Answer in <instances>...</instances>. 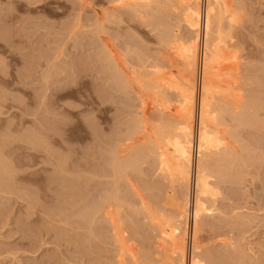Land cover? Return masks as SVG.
I'll list each match as a JSON object with an SVG mask.
<instances>
[{
  "label": "rangeland",
  "instance_id": "rangeland-1",
  "mask_svg": "<svg viewBox=\"0 0 264 264\" xmlns=\"http://www.w3.org/2000/svg\"><path fill=\"white\" fill-rule=\"evenodd\" d=\"M116 2L0 0V264L176 260L162 250L157 226L171 215L185 226L187 217L177 213L184 187L167 180L154 153L140 161L137 154L130 161L134 167L137 160L136 166L124 175H118L109 160L149 146L146 132L154 136L166 127L159 124L170 122L165 106L178 105V97L165 89L168 99L156 101L155 87L163 76L167 85L180 82L184 64L174 56L193 33L181 19L177 0H140L145 6H135L136 13ZM230 6L237 19L225 50L240 63L231 79L221 77L246 82L241 92L251 96L249 103L257 109L248 114L246 125L230 119L229 112L221 119L223 133L235 141L231 143L240 156L208 163L216 195L209 199L215 204L207 198L208 210L196 219L201 228L196 244L204 264H264V0H230ZM176 28L180 39L173 44V55L165 35L171 37ZM162 29L172 32L163 37ZM109 49L125 70L128 85L111 74ZM153 68L160 73L153 74ZM192 70L184 75L191 78ZM197 71L193 75L199 77ZM163 80L159 84L164 88ZM139 118L146 128L136 134ZM91 210L103 213L93 223ZM188 259L189 251L187 264Z\"/></svg>",
  "mask_w": 264,
  "mask_h": 264
},
{
  "label": "bare ground",
  "instance_id": "bare-ground-1",
  "mask_svg": "<svg viewBox=\"0 0 264 264\" xmlns=\"http://www.w3.org/2000/svg\"><path fill=\"white\" fill-rule=\"evenodd\" d=\"M200 1H201V4H200ZM119 2L121 5L123 4L124 6H129V8H132L134 10V12L136 11L135 6L138 7L139 5L142 6V4H143V3L142 4L140 3V0H125L123 3L119 0ZM119 2L117 0L116 3H119ZM177 2L180 6L181 19H182L183 23L193 33L192 36H190L188 38V40L186 38V41H185L183 38V40H184L183 42H186V43H184L180 46L178 45L177 49L180 50V53L178 54V56L176 55V48H174V45H173V44H176V42L178 43V40L180 39L179 36L177 35V32H176L177 28L175 29V32L173 31L174 33H172V34H171L172 31L166 29V31L170 32L167 34H171V37H170V35H165L166 31L163 30L164 28L162 30H163V37L165 35V41H167L166 37L168 36L167 39H168V41L170 40V42H169L170 46H173L172 48L175 49V50L172 49L173 51H175V54L173 53V55H176V56H174V57H179L181 59V60L180 59L179 60L183 62L184 67L183 68L181 67V68L183 69L184 73H182V69H180L181 72L178 70V73L179 72L181 73V76H179V77H181V79L178 77L180 79V82H179V80H177V82L174 80L175 83H173L171 81L172 83L170 82V85L169 84L167 85L168 79H167V81L163 80V79H165V76H163V79H161V80H163V82L165 83V85H163L165 87L164 88L160 87L162 84H159V83H161L162 81L159 79V82L157 83L158 85H157V87H155L156 93L154 92L155 94L154 93L153 94L156 95L155 98L159 97L160 100H164V99L166 100L167 96L165 98V94H166L165 92L167 90H165V89H168V90L171 89L174 91V93L178 97V98H176L178 100V101H176V102H178V105L173 106L172 108L166 107L167 105L166 106L164 105L167 113H166V111H164V106H162L164 104V102L162 105H160V106H162V110L160 108V111L161 112L164 111L168 115L167 118L168 117L170 118L169 119L170 122L167 120L168 125L166 123H165L166 125H162V123L161 124L157 123L156 127H158V124L161 125L160 126L161 128L163 126H166V127L162 128V129L158 128L157 132L155 131L156 133L154 134V136L152 135V132L151 133L149 132L150 134H148V132H146L147 135L150 136L148 138V140L150 139L148 141L149 144L146 143L147 140L144 138L147 135L143 136V139H144L145 143L148 144L149 146L144 147V148H140V149L136 150L135 152L133 151L134 154H132V155L130 154L131 156L128 155V157L126 156L127 158H123L125 155L124 156L122 155L121 159L119 158L118 160H116V159L114 160L112 158L111 160H109L110 161L109 164L111 165V168L115 172L117 171L118 175H122V174L124 175L126 173L125 170H127L128 167L130 169H132L136 166L137 160L140 161L142 159L146 160L147 158H150V154L148 152H150L152 154L154 153L153 156L157 155V156H155L157 161H156V159H154V160L157 162L156 164H158L159 169L164 174V176L167 178V180L171 183L173 181H175L176 184L178 183L179 185H182V187H184V189H185V195L182 194L181 197L182 196L183 197L182 198L180 197L182 199L181 202L183 200L184 201H183V203L178 204L179 206L181 205V208H177L179 212L177 210L176 211L179 214L181 213L180 215H185L187 217V222H186L184 227H182L177 222V217L175 215L174 216L176 218H174V216L172 218V215H171V217L170 216L168 217V219L171 218V220H164V221L158 222V226H157L158 230H159L158 233L161 237L160 246L165 253L170 254L173 258H176L175 262L172 264H187L186 259H187L188 251H189L188 264H204V260L200 257V255L198 253L199 248L197 247V244H196V233H197V231H200V229H201L199 227H198L199 230L197 229V226H196L197 220L196 219L199 218L198 216H200V214L204 215L203 213H205L208 210L207 205L205 204V201L207 200V198H208V200L212 199V198L209 199V197H213L215 194L213 191V188L211 186V183H210V178L213 175L210 174L211 172L209 170H211V169L208 168V166H209L208 163L212 159H214L215 161H218V162H219V160H225L226 161L229 159H232V161H234L233 158H235L236 156H240V151H238L237 148H235V146L231 143L234 140L230 142L227 138L228 134H226V136H225V134L223 133L222 128L220 127L221 122H223V120H221V119L224 118V114L229 112L230 117H231L230 119H233V120L236 119V121L239 120L238 122L241 121L240 125L245 122L244 120H247V122L249 123L248 120H250V118L248 117V114L249 113H250V115L254 114L256 107L254 108L253 103H252L253 105H251V103H249L250 102L249 98L251 96L248 98L245 95L246 93L241 92L242 89L244 88L243 86H247L246 82L242 83V81L239 80L241 82V83H239L236 80H230L231 79L230 75H232V74L236 75L234 71L235 70L238 71L236 69L237 68L236 66L240 63L237 60V57H236V55H234L233 52H232L233 54L228 55V53L226 52L227 50H225V47H226L225 45H227L228 42L229 43L231 42L230 39L232 38V29L234 27L233 25L235 24L236 19H237L235 16L236 14H234V12H233L234 10L231 9L230 0H204L205 7H203V5H202L203 4L202 0H177ZM143 5L145 6V4H143ZM144 6H142V7H144ZM134 7H135V9H134ZM166 28H169V27H166ZM181 40H182V38H181ZM200 42H201V45H200ZM169 43H167V44L169 45ZM230 46H231V44H230ZM227 48H228V46H227ZM108 52H109V54H108L109 56L107 55L108 56L107 57L108 58V64H109L108 66L110 67V69L112 71L111 74H113L114 77L116 76L118 83H121L123 85L127 84V82L126 83H124V82L127 81L128 78L126 76H124L125 75L124 73H122V70L123 71H125V70L123 68H121L120 65L117 63L118 61L115 59L116 58L115 55L113 57V54L112 53L110 54V52H112V51H110V49L107 51V53ZM178 52L179 51H177V53ZM174 62H175V60H174ZM108 66H107V68H108ZM152 66H153V64H152ZM178 66H180V65H178ZM153 67H155V66H153ZM175 67H176V63H175ZM192 68L195 71H197L199 68V77L197 76L198 71L195 73V75H193L194 70H192L193 73L190 72L191 78L184 75V74L187 75V73H188L187 70H190ZM156 69L158 70L157 65H156ZM156 69L153 68V70H155L153 74L157 75V73H160V71L157 72ZM153 70H151V71H153ZM185 70L187 72H185ZM243 71H239V72H243ZM109 74H110V72H109ZM111 74L109 76H111ZM222 74H223V76H224V74L228 75L230 79H227V78L222 79L223 78V77H221ZM155 77H153L154 80H156ZM161 77H162V75H161ZM167 77L168 76H166V78ZM232 77H233V75H232ZM242 78H243V76L241 77V80H242ZM154 80L150 79L149 83L148 82L147 83L152 84L154 82ZM243 81H244V79H243ZM156 82H157V80L154 83H156ZM190 82L192 84H190ZM128 84H129V82H128ZM131 84H132V82L130 83V86H131ZM145 84H146V82H145ZM172 84H174V85H172ZM166 86H168V88H166ZM169 86H171V88ZM186 86L189 89L191 88V90L188 91ZM157 88H159V89H157ZM143 90H144V88H143ZM148 94L149 93L147 92V95ZM196 96H197V98H196ZM152 98H154V97H152ZM159 98L158 99L156 98V101H158ZM196 99H197V102H196ZM246 99H248V100H246ZM166 103L170 104L167 101H166ZM195 103H197V106H196L197 108H195V106H194ZM256 105H257V102H256ZM147 111L148 110L145 107V109L143 110L144 115L146 114ZM160 111H158V112H160ZM140 118L137 120V122L135 121L137 124V130H138V132H136V134L137 133L140 134L141 133L140 131H142V129L146 128L145 127L146 125L143 126V124H145V120L140 119ZM242 120H243V123H242ZM132 124H133V122H132ZM148 129L146 131H148ZM225 129L226 128H224V130ZM144 131L145 130H143L142 132L145 133ZM131 132H129V134ZM225 133H227V132H225ZM126 135H128V134H126ZM143 139L140 140L141 142L139 141L142 145L144 143ZM134 141L136 143L138 140L137 141L134 140ZM139 142H138V144H139ZM118 146H120V145H118ZM123 148H121V150ZM194 148H195V150H194ZM244 148H243V150H244ZM118 149H119V147H118ZM129 149H131V148H129ZM129 149H127V151ZM123 152L124 151H122V153ZM141 152H143V155ZM126 153L129 154L128 152H126ZM139 153L141 154L140 156H139ZM117 154H119V153H117ZM121 154H120V156H121ZM137 154H138L139 158L140 157H142V158L137 159L136 161H133L134 163H132V165L133 166L135 165V166L132 167L130 161L135 160L137 157ZM238 159H239L238 161L244 160V159L241 160V157H239ZM232 161H230V162H232ZM235 162H237V161H235ZM242 162L241 163L243 165H244V163H246L245 160ZM220 165H221V163H220ZM223 166L222 167L218 166V168L219 167L223 168ZM226 166L228 167V165H226ZM1 167H3V172L5 174L6 173L5 166L3 165ZM137 170H138V168H137ZM216 173H218V172H216ZM216 173H213V174H216ZM112 174H115V173L113 172ZM115 176H116V174H115ZM215 180H217V179H214V181ZM222 180H224V179H222ZM5 182H7V180ZM214 183H216V182H214ZM214 185L216 188V184H213V186ZM216 193H218L217 190H216ZM112 197H113V195H112ZM114 197H116V196H114ZM191 197H192V199H191ZM101 199H103V198H101ZM191 200H192V203H191ZM212 200H210V201L212 203H214V200L213 201ZM111 201H114V200H111ZM210 201H207V203H209ZM212 203H210L209 206ZM116 206H115V208H116ZM212 206H215V205L212 204ZM103 209H106V208L104 207ZM209 209H211V208L209 207ZM93 210H97V208L95 209L93 207ZM93 210H91V212ZM215 210H217V209L215 208ZM190 211H191V216L193 218L192 224L189 223ZM147 212H149V211H147ZM92 213H94V215H92ZM92 213H90V216H92V217H89V219H90L89 223H93L94 221H96L98 214L102 213V212H99V210H98V211H93ZM211 213L212 212H210L209 214H211ZM151 214H152V212H151ZM205 215H208V214H205ZM113 216H114V214H113ZM146 216H147V214H146ZM105 217H108V215ZM163 217H161V218L163 219ZM111 218H113V217H111ZM102 219H104V218H102ZM113 220H116V219H113ZM200 225L201 224H199V226ZM155 227H156V225H155ZM120 235H121V233H120ZM117 236H118V234H117ZM115 241H117V239ZM129 249H131V248H129ZM125 251H127V250H125ZM128 253H130V252H128ZM132 257L134 258L135 256L133 255ZM134 259H137V258H134ZM155 261H153V262H155ZM158 262H160V260ZM135 264H140L139 260H138V262L135 261ZM156 264H157V262H156Z\"/></svg>",
  "mask_w": 264,
  "mask_h": 264
}]
</instances>
